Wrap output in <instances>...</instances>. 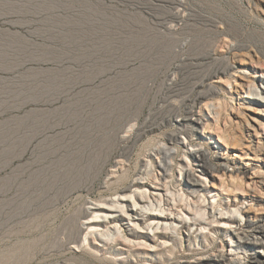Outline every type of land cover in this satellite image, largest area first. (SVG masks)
Returning a JSON list of instances; mask_svg holds the SVG:
<instances>
[{"label": "rangeland", "instance_id": "obj_1", "mask_svg": "<svg viewBox=\"0 0 264 264\" xmlns=\"http://www.w3.org/2000/svg\"><path fill=\"white\" fill-rule=\"evenodd\" d=\"M256 6L260 8L258 0H0V130L14 129L17 119L32 111L47 115L24 155L16 148L14 154L3 156L0 144V206L5 208L0 212V264H58L68 262L66 259H71L70 264H110L108 260L114 264H164L165 260L196 264L220 252L231 261L248 260V253L231 247L238 241L228 229L239 232L244 228V211L251 205L264 218V191L256 185L257 195L244 192L248 191L244 184L203 173L192 164V151L208 149L214 162L231 169L245 165L264 169L262 163L236 159L239 153L226 147L221 136L235 122L232 108L237 100L232 84L239 75L251 80L241 93L243 100L260 108L264 120V5L261 11ZM168 32L172 43L185 44L183 49L153 50L148 46ZM129 33H145L149 40L133 43L127 38ZM232 48L256 54L260 60L248 69L228 70L227 76L219 74L209 80L227 69ZM147 64L151 70L144 72ZM175 68L179 75L171 84L168 80ZM210 82L219 87L220 94L201 99L207 106L195 112L208 128L202 131L193 126L197 131L192 136L180 134L177 142H168V134L176 130L174 120L182 111L180 99L197 98ZM125 93L133 98L122 114L117 112L120 120L109 124L119 136H125L119 141L115 132L110 135L99 130L97 121L99 110L106 114L113 108L111 98L124 99ZM221 103L227 108L218 114ZM259 131L264 137V125ZM54 138H63V142H54ZM42 143L45 146L40 150ZM162 143L175 152L172 171L160 180L167 183L168 192L154 189L151 183V187L131 184L137 174L147 172L149 161L158 171L155 151ZM74 149L83 153L84 160L97 161L73 179L77 183L72 180L67 193L57 195L53 189L47 195L52 203H47L39 188L26 187L31 172L50 167L55 159L59 164L65 155H76ZM43 151L45 160L40 158ZM221 152L228 159L215 161ZM186 162L195 168L193 177L199 184L195 188L185 187ZM214 175L219 177L221 172ZM121 183L133 186L126 192L119 189L117 194ZM239 187L242 190H236ZM23 190L27 194L22 195ZM81 206L91 213L81 220V247L83 244L96 258L83 255L76 246H71L70 254H54L53 244L62 238L59 232ZM257 250L264 253L263 248Z\"/></svg>", "mask_w": 264, "mask_h": 264}, {"label": "bare ground", "instance_id": "obj_2", "mask_svg": "<svg viewBox=\"0 0 264 264\" xmlns=\"http://www.w3.org/2000/svg\"><path fill=\"white\" fill-rule=\"evenodd\" d=\"M258 3L260 5V8H258L256 6V11H257V8H258V10L260 9V11H261L262 10L261 8L264 5V0H258ZM168 29H170V28H168ZM139 34L140 35H138L137 33L136 34H133V33L130 34L129 33V36L127 38L131 42L134 41L133 43H135V42L137 43L138 42L137 44H140L141 42L142 43H145L146 41L148 42L149 39H147V37L144 35L145 33H139ZM170 34H171V32H168L167 34H165L164 35L165 36L164 39H160V37L158 36L159 37L158 40L159 39L160 40L157 41V43H154L153 44V41H152V42L149 43L150 45H148V44L147 45L149 47L151 46L150 48L151 49L153 48V50H156V49H154V47L163 48V49H166L167 51H168V49L170 50V48L173 49L174 47H177L179 49H183V47H184L185 44L182 43V42H180V41H179V43L178 42L177 43H174V42L172 43L173 40L171 41L170 38H172V37L170 36ZM151 36H152V34H151ZM151 40H153V39L151 38L150 41ZM154 41H155V39H154ZM172 46H173V48H172ZM144 47H147V46H144ZM149 47H147V48L149 49ZM20 49H21V47H20ZM144 50H145V48H144ZM148 53H149V51H148ZM161 53H163V51H161ZM254 55L256 56V54H254ZM255 56H253V54H249V52L247 54L242 53V52L240 53L237 49L232 48V49L229 50V56L227 57L228 58L227 59V62H226L227 63V67H225L227 69H225L224 71L219 72V73H214L213 75H211L210 77H208V79L211 80V79H213L215 77H218L219 74H223V75L227 76L228 75V70H232V69H242V68L243 69H248V66L250 64L258 63L259 62L260 59L258 60ZM150 67H151L150 64H147L146 66H144V69L146 70L144 72H149V70H151ZM178 75H179V68H175V72H173V77L170 78L168 81H171V84H172V82L174 84V82L177 80ZM238 78H239V80H235L234 81V84H232L233 85V87H232L233 88V93H234V95H236V100H237L236 107H233L232 108V114H233V117L235 119V122H234V125L232 127H230L227 131H225V130L222 131V135H221L223 137V140L222 141H223V144L226 147H228L230 149H234V150H236L239 153L238 155H235L236 159H238V160L247 159L248 161H252V163H250V164H253V161L256 162V163L257 162L258 163H262V165L264 167V137L260 134V131H259V127H262L264 125V120L261 117L260 108H258L257 106H254V105L251 106L249 103L245 102L243 100L244 97L241 96V93L245 89V84L251 82L250 78L249 77H245L244 75H239ZM220 79H221V77H220ZM54 80H56V79H54ZM141 82L143 83V81H140V83ZM213 82H210L208 84V86H207L206 91H204L203 93H201L200 95H198L197 98H194V99L192 98L191 100L184 99V98L183 99L182 98L180 99L178 105H179V108L182 109V111H180L178 113V115L176 116V117H178V119L175 118V120H174L176 122V126H175V129L176 130H175V132L172 131V133H169L168 134L169 135V136H167L168 142H172V141H176L177 142V138L179 137L180 134H186L188 136H189V134H191V136H192L193 131H197V129H193V126L194 127L201 128L202 131H204V130H206L208 128V125H206V123L203 122L202 118L199 116V113L197 114L195 112L197 110H198V112H201V108L203 109L205 106H207L206 104H202L201 99L216 98L217 96H219L220 89H218L219 87H217ZM171 84H168L167 89H168V87ZM36 86H37V84H36ZM123 89L124 88H122V90ZM250 93H251V91H249V94ZM121 96L123 97V95H121ZM123 98L124 99H121L120 97H114L113 99L111 98V100L109 102H111L113 104V106H111L113 108L110 109L109 112H106V114H103L102 113L103 110L102 111L99 110L100 112H99V117L98 118H100V119L99 120L97 119L98 120L97 121L98 122L97 123V127L99 128V130L102 128V131H104L106 134L109 133L110 135H112V134L115 135L116 132L114 130V127L112 128L110 126V128H111L110 129L109 128V124L111 122H116L117 121V118L119 116H121L119 114L121 113L122 110L125 109V107H124L125 104L127 102H129L133 97L126 94V95H124ZM248 98H250V97L248 96ZM105 100L108 101V99H105ZM255 100L258 103L260 102V104L263 102L259 98L258 99L255 98ZM120 103H121V105H120ZM117 104L120 105V108L118 110H117V107H116V106H118ZM225 107L227 108V105L224 104V103L223 104L221 103L220 109L218 108V111H217L218 114L221 113L223 111V109L225 110L226 109ZM117 112H120V113H117ZM247 112H250V114L247 113ZM44 113L43 112L42 113L41 112L38 113L37 111H35V112L32 111V113L29 112V114H27V115L25 114L26 115L25 117H20L19 119H17L18 120V124L15 121L17 125H16V127L14 129L12 128L14 126L11 127L12 129H10V128L9 129H6L5 127H2L1 128V130H0L1 131L0 136L2 138V141H1L0 144H2V146H3L2 147V150H1L2 153H3V156L8 157V153L9 154L11 152L13 153L16 150V148H21L20 151L23 150L21 153H20V151H18L20 153L19 155H21L23 152H25V147H27V145H29L31 143V141L33 140V136L35 134H38L37 131L38 132L40 131L39 128L41 127L42 123L45 120V117L47 116ZM65 113L68 115V112H65ZM70 113H71V111H70ZM66 114H64V115H66ZM195 114H197L198 117L193 119V116ZM257 114H260V116H257ZM72 115H74L73 117L76 116L75 113L72 114ZM72 115H70V117ZM50 117H52V116H50ZM67 118H69V117H67ZM119 120H120V117H119L118 121ZM93 122H95V121H93ZM114 125H116V124L114 123ZM99 132H101V131H99ZM62 134H64V133H62ZM117 135H118V138H120V139H118L119 141L120 140H123L125 138V136H119V134H117ZM127 137H129V136H127ZM115 138L117 139V137H115ZM60 139L61 140H59V139L56 140L55 139V141L52 139V141H54V142H56V141L57 142H60V141H62L63 138H60ZM44 141L45 140L43 139L42 142H44ZM40 143L41 142H39V144ZM47 143H48V141H47ZM51 144L52 143L49 144L50 147L52 146ZM43 146H45V144L43 145V143H42V147L40 146V148H42V149H40V150H43ZM67 146H68V144H67ZM79 149H80V147L78 148V151H80ZM82 149L83 150H81V151L83 152L84 151V148L82 147ZM173 150H174V148L169 147L167 143H162L161 146L159 145V147L155 151V155L158 157V158H156L158 171H156L153 168L154 166L152 164V161H149L150 164L149 163L146 164V166H148V167L145 168V169H147V172L145 174H142V172L141 173L139 172L140 174H137V178H135V180H133V182L131 184H133V185H140V184H142V185H148V186H150L151 184H154V187H153L154 189L164 190L165 192H168L169 189H168L167 183L165 181L164 182H161V181L163 180V178L165 179V176H168L169 173L172 171L173 156H174V153H175V152H173ZM46 151H43L42 154H41V156H40V158H42L43 160H45L43 158V156L44 157L46 156V155H44V153ZM49 151H47L46 153H48ZM75 151L77 152V150L74 149V152L72 151V153H75ZM51 152H52V150H51ZM82 152H80V153L77 152L79 155L77 153H75L76 155H73V154L72 155H69L70 154L69 153L68 154L69 155L68 157L66 155L64 156V154H65L64 153L63 154L64 157H60V160H58V161H60L59 164H55V163H58V162H55L56 159L54 158L55 161L52 162V160H51L52 163L50 164V167L49 166L46 167L47 165L45 167L42 166V168L40 167L41 169H38V170H36L33 173L31 172V175L29 177V182H28V185H26V187L27 186H29V187L32 186V188H34V187L35 188H39L40 191H42L41 192L42 195L43 196H46L45 197V199H47L46 202L47 203H52L51 201L53 199H51V197L50 198L47 197V195H50V194H48L49 191H51L53 189H56L57 195L58 194L62 195V194L67 193V190H69L68 187H71L72 183L76 182L75 180H73L74 178H77L78 179L80 176H82L81 175V172L82 171H84L85 169H88L89 170L92 167V164L93 165H96V161L97 160L96 161L95 160L93 161V158H89L88 157V159H86V160H84V158H81V156H83L81 154L84 153V152L83 153ZM24 154H22V155H24ZM91 155H93V154H91ZM153 155H152V157H154V159H155V156H153ZM226 155H227V153L226 154L223 153V152L219 153V155L216 156L215 161H219V159H228L227 157H225ZM20 157H22V156H20ZM192 157H193V162H192L193 165H196V167L200 168L203 173H206V174L214 177L216 180H222L223 179V180H227V181L229 180L230 182L232 181L231 183H233V181H236V182L239 183V185L244 184V186H247L248 187V191H244V192H251V193H253L255 195H257V193H258V192H256L257 189H255L256 188V185H258L259 188H261L264 191V169H262V168H258L256 166L245 165L242 168L241 167L240 168L239 167H237V168L234 167L233 169H231L230 166H228V164L214 162V160H213V158L211 156V153L209 154L208 149L202 150L200 148V149L193 150L192 151ZM6 159H8V158H6ZM106 162H108V161H106ZM104 163H105V160H104ZM104 163H102V166H104ZM186 166H188L189 169L187 168V170L183 174V176H184V182H185V187L187 189H191V188H195V187L199 186V184L195 181V179L193 177L194 176V170H195V168H192L191 167L190 162H186ZM28 169H29V167H28ZM88 170H86V171H88ZM182 170L183 169L180 170V173H182ZM219 172H221V175L219 177H217V176L214 175V174H218ZM98 174H100V173H98ZM11 176H13V175H11ZM158 176H160V177H158ZM171 176H173V175H171ZM245 178L248 181H244ZM72 180L74 182H72ZM141 180H142V182H141ZM46 182H48V183L46 184ZM22 184H24V183H22ZM44 184L47 185L46 188L43 187ZM121 185H123V186H121V188H118V186H117V188H118L117 191L120 189V191L126 192V191H128L130 189L131 186H133V185H129L130 186L129 187L127 184H122V183H121ZM24 187H25V185H24ZM224 189L226 190L227 188H224ZM240 189H241V187L236 188V190H240ZM24 191L25 190H23L22 195H23ZM26 191H27V189H26ZM116 193L118 194L119 191L116 192ZM26 194H27V192H26ZM57 195L55 194V196H57ZM20 196H21V194H20ZM24 199H25V197H24ZM26 199H28V198H26ZM0 202H3V201H0ZM167 205H168V207L170 206L169 205V202H168ZM2 207L0 208V212L2 211V209H5V208H2ZM17 207H24L26 209V207L27 208H30L31 206H26V207L25 206H17ZM43 207H49V206H39L38 208L39 209L40 208L43 209ZM254 207L255 206H252V205L251 206H248L246 208V210L244 211V214L247 217V219H246V225L244 226V228H242L239 232H237L236 230L233 231L231 229H228V232L230 233V235H232L238 241V243H236V244H231V247L236 248V250L237 249L243 250L244 251L243 252L244 254H245V252H246V254L248 253V256H247L248 260L245 261V259H243V260H239L238 262L237 261H231V260H229L225 256V254H223L222 252H220L217 255H213V256H208V257L202 258L196 264H264V253H259V250H257L258 247L264 249V218L263 217H260V215H257V214L254 213V211H256V212L258 211V209L256 210ZM12 209L14 210V208H12ZM56 210H57V208H56ZM100 210H102V209H100ZM189 210L190 209H188V211ZM75 211H76V212H74L75 214H73L72 217H69L70 219L68 221H66V225H64L65 227H63L64 228L63 231L62 230L60 231L62 233L59 232V234L62 235V238L61 239H58V240L56 239L57 241L55 240L56 243L53 244L54 246L52 247V251H53L54 254L55 253H58L59 254V253H64V252L66 254H70V252H71V246H76V247H78V248L81 249L80 252L83 255H86V256L87 255H90V256H92L94 258L97 255H94L95 253H92V252L89 251V249L83 247V244H82V247H81V240L82 239H80L81 232H83V229H82V226L83 225L81 223V220H83V219H86L87 220V218L89 217V215L91 213L88 211V208L86 206H81V207L78 208V210H75ZM168 211L171 212V209L168 210ZM13 212H15V211H13ZM135 236L138 237V238H146L144 235H135ZM59 237H61V236H58V238ZM161 237H168V238H170V236L169 235H166V234H162ZM142 253L148 254V252H146V251H142ZM158 253H161V250ZM261 254H262L263 257H261ZM177 258L178 257L176 255L175 256V259H177ZM66 260H68V262L65 261V260H62L58 264H70L69 263V260H71V259H66ZM103 260L104 259H102V261ZM104 261H106V260H104ZM108 262L110 264H114L110 260H108ZM79 263H82V262L80 261ZM83 264H87V263L84 262ZM164 264H191V263L188 260H183V261H178L177 260V261H172V262H168V261L165 260L164 261Z\"/></svg>", "mask_w": 264, "mask_h": 264}]
</instances>
